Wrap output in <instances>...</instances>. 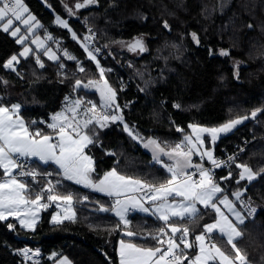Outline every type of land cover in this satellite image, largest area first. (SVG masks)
Returning a JSON list of instances; mask_svg holds the SVG:
<instances>
[{"label": "trees", "instance_id": "16d2710c", "mask_svg": "<svg viewBox=\"0 0 264 264\" xmlns=\"http://www.w3.org/2000/svg\"><path fill=\"white\" fill-rule=\"evenodd\" d=\"M23 4L41 25L33 37L49 36L51 40L43 49L34 48L32 38L19 43L18 36L3 31L0 25V96L7 104L19 103L8 89H21L35 105L23 107L20 114L28 123L37 120V125L43 126L74 97L83 98L84 106L92 99L99 100L97 92L77 87L76 81L101 80L102 76L73 38L77 32L85 41L78 20H69L72 31L57 23V18H67L63 0H23ZM90 10L93 17L81 16L88 19L100 42L114 56V60H98L103 77L116 93L115 105L123 120L137 127L145 138H157L163 147L173 149L191 133L189 125L217 127L247 117L232 133L207 147L218 157L235 144L250 141L231 170L217 169L216 174L232 194L241 193L240 199L253 201L256 216L240 227L242 236L234 242L235 247L222 237L215 236V242L233 257L238 249L244 264H264V0H233L225 13L219 11L218 0H97ZM142 36L148 37V51L141 57L111 47L116 41ZM25 48L31 52L21 56ZM46 50L56 59H49ZM12 56L19 61L8 69L5 64ZM234 60L241 66L235 67ZM80 62L83 71L78 70ZM128 78L133 79L132 84ZM137 85L141 90H135ZM174 104L179 105L178 110ZM171 116L181 126L178 133ZM84 131L93 140L85 148L93 159V182L113 169L157 187L171 179L165 167L127 133L122 123L100 127L93 122ZM237 165L250 168L254 178L248 180L244 173L245 179H240L244 170ZM2 173L0 170V176ZM74 209L73 220L58 224L51 222L53 210L45 211L33 230L22 228L14 220H0V264H23L16 252L24 245L42 250L40 264H52L47 257L53 253L67 256L72 264H119L121 239L146 248L157 245L155 236L165 241L160 244L164 247L167 237L160 230H168L169 224L189 229L186 239L191 247L182 244L177 249L186 257L182 264H190L197 253L195 237L215 220L208 210L200 211L193 223L173 219L167 224L152 215L132 212L125 223L110 203L99 197L77 203ZM125 232L136 236L127 237Z\"/></svg>", "mask_w": 264, "mask_h": 264}, {"label": "snow or ice", "instance_id": "6c2138e0", "mask_svg": "<svg viewBox=\"0 0 264 264\" xmlns=\"http://www.w3.org/2000/svg\"><path fill=\"white\" fill-rule=\"evenodd\" d=\"M94 2L95 0H85L84 4H77L76 7H84L86 4ZM25 13H28V9L23 4V0H0V22L6 21L3 23V31L8 32L14 21L22 22L31 30L36 18L30 13L25 18ZM57 23L65 28L68 27L67 22L59 18H57ZM35 26H39L38 22ZM164 26L168 27L166 23ZM19 32L20 29L15 28L11 32V35L17 36ZM73 38H75V33H73ZM24 39L25 37H19L18 42L23 43ZM49 39H51V37H49ZM32 42L37 44L38 47H43L42 42L38 38ZM130 48L132 50H145L143 41L140 39H137L134 44L130 45ZM29 51L30 49L25 48L24 52L20 55H26ZM97 51L99 50L97 49ZM45 54L49 55V59H56V56L51 54L50 50H46ZM223 54L226 55L227 53ZM88 55L91 59L95 60V56L91 52H89ZM14 61L18 62L17 56H12L5 64V67L13 68ZM37 62H39V57H37ZM40 66L43 67V64L41 63ZM80 70L83 71L84 69L81 68ZM100 72L101 76H103L104 69L101 68ZM89 83L92 84L94 82L90 81ZM76 86L80 87L81 81L77 80ZM87 86L88 85H85V87ZM99 90L104 108H111L115 104V91L107 85L106 81L103 86L99 87ZM81 103L82 101L76 100L65 112L57 113L52 117L53 122L48 124V128L52 129L56 137H58L55 143L52 142V135H42L40 131L34 133L29 132L24 121L18 115L20 108L19 104L12 105L11 110L7 107H0V168H3L4 174L10 177V179L0 183V220H5L9 215H15L21 226L28 227L30 225L26 223V219L20 217L19 213L24 211L34 217L35 214L31 206L47 207V205L39 204L42 198L40 195H37L36 198L31 201L25 198L24 191L26 186L12 176V170L19 167L16 160L13 158L14 155L20 157L38 156L45 162L53 161L55 164L59 165L63 170V174L68 179H74L77 183H84L87 186L96 188L98 191L107 192L109 195L117 197L128 192H138L147 188L151 195H147L146 198L153 202H160L157 204L155 211L160 214L159 219L165 221L166 224L170 217L183 219L187 216L189 218H194L198 212L196 207L197 204H201L205 208L210 206L219 213L220 210L217 205L213 203V200L216 194L220 193L222 189L213 182L212 176L207 169L203 168L201 165H193L192 156L194 153L200 154L201 158L206 155L208 160L214 165L220 166L217 161L213 159L211 151L201 152L198 146L203 144L200 133H210L214 141L217 133L229 131L236 124H239L241 119H247V117L233 120L220 128L207 129L189 125V127L193 129V132L196 133L195 137L186 136L183 145L177 144L168 152L161 148L157 141H148L145 147L153 146V152L155 154L154 159L160 162V154H163L173 161L171 165H164L167 171L171 173V179L159 185V187L155 185H146L139 180H133L130 177L122 176L118 174L115 169L106 173L103 179L99 180L98 183H93L89 177V173L94 171L93 161L91 157L84 153V149L92 144L93 140L84 129H87L93 122L99 124L100 127H104L105 122L109 120H122V116L97 115L96 105L92 104L91 107L86 110L85 115L87 118L82 121H77V109L80 107ZM177 107H179V105H177ZM88 113L92 115L87 116ZM256 114V111L252 112L253 117H255ZM124 128L126 131H129V135H132V132L128 129L126 124ZM237 166L244 170L240 174V179H245L244 173H247L248 180L254 178L255 174L250 168L245 165ZM189 168H196L198 170L200 177L198 181L193 180V175H195V173H188L187 169ZM21 175H32V173L22 172ZM48 190L51 191V188ZM235 195L237 199H239L241 193H236ZM169 197H172L173 200H175L176 197H180L181 200L180 202L169 203ZM48 199H62L70 203L72 197L70 195L63 197L50 195ZM219 202L227 205L230 211H234L233 205L227 198ZM115 204L116 207L114 211L121 220H124V214L128 211L129 205L133 208L138 207L145 212L149 211V209L144 208L135 197H129L127 200L117 199ZM22 205L25 207L22 208ZM234 214L237 220L243 223V218L240 213L235 212ZM53 219L55 221V217ZM125 223H127L126 220ZM9 227H12V225H9ZM168 227L173 234L181 232V243H183L185 247H191L186 239L189 232L187 227L180 229L170 224ZM214 230H218L221 234L227 233L229 243H231L234 235H240L236 227L221 213L220 220L205 226V234L195 237V240L198 242L199 254L195 256L190 264H208L209 260H214L217 256L220 257L222 264H233V261L214 244L206 246V236H210ZM160 231L164 235H167L164 229ZM127 235L132 236L134 234L129 232ZM153 239H156L158 244L162 245L165 243V241L159 237L154 236ZM232 246L235 247L234 244ZM178 247L179 245L173 238L167 240L166 249L161 247L142 248L134 243H124L121 241L120 264H181L182 256L177 255L174 251ZM236 252V259L241 261V264H244L245 258L240 255L238 249ZM183 258L186 259V257Z\"/></svg>", "mask_w": 264, "mask_h": 264}, {"label": "rangeland", "instance_id": "374dc122", "mask_svg": "<svg viewBox=\"0 0 264 264\" xmlns=\"http://www.w3.org/2000/svg\"><path fill=\"white\" fill-rule=\"evenodd\" d=\"M232 1L233 0H218V4H219V11L221 12V13H225L228 9H229V7L231 6V3H232ZM84 2H85V0H63V3H64V6H65V9H66V14H67V18L66 19H61V20H63V21H66L67 22V25H68V27L67 28H69L71 31H72V28L69 26V20L70 19H73V20H78V18L79 17H82L81 15L83 14V15H88V16H91V17H93V10H90V11H88L89 9H91V8H93V7H95L96 5H97V0H95V2L94 3H88V4H86V6H84V7H76V5L77 4H84ZM87 11V12H86ZM29 14V10H28V13H25V18L27 17V15ZM32 15V14H31ZM33 16V15H32ZM60 19V18H59ZM4 22H6V21H4ZM4 22H0V25H2L1 26V29L3 30V23ZM38 21H34L33 22V27L31 28V30H29V27L28 26H26V25H24L22 22H20V21H14L13 22V25H12V27L9 29V31H10V33L15 29V28H19L20 29V32L17 34V36L18 37H25V39L23 40V43H24V41H28L29 40V38H32L31 39V46L32 47H34V48H38V49H43V48H45L47 45H48V43H49V41L51 40V39H49V36H47V37H41V36H37V37H33L34 36V34L36 33V31L40 28V24H39V26L37 27V26H35L36 25V23H37ZM73 35V34H72ZM14 37H16V36H14ZM39 39L41 42H42V44H43V47H38L37 46V44H35V43H33L32 41L33 40H36V39ZM75 39L76 40H78L79 42H80V44L82 45V47H84V49H85V51L87 52V54L89 53V52H91L94 56H95V60H93L94 61V63L99 67V71H100V69L102 68V66H101V64H100V61L98 60V55H97V53L92 49V48H90L89 46H88V44L85 42V41H83V39H79L78 38V34H77V32H75ZM137 39H140V40H142L143 41V45H144V51H140L139 49H136V50H132L131 48H130V45H132V44H134L135 43V41L137 40ZM194 40L197 42V37L196 36H194ZM147 41H148V37L147 36H142V37H138V38H136V39H133V40H130V41H127V40H124V41H121V40H119V41H116V42H114L112 45H111V47L113 48V49H115V50H119V51H123V52H125V53H127V54H129L130 56H132V57H141L142 55H144L145 53H147V51H148V47H147ZM86 46V47H85ZM31 52V49H30V51L28 52V53H30ZM64 52V51H63ZM27 53V54H28ZM65 53V52H64ZM26 54V55H27ZM66 54V53H65ZM26 55H23V56H26ZM68 55V57L70 58H72V56H70L69 54H67ZM227 55V54H226ZM88 57H89V55H88ZM90 58V57H89ZM91 59V58H90ZM18 61H19V59H18ZM98 62V63H97ZM233 62H235L236 63V66L235 67H239V66H241V62L240 61H237V60H234ZM15 63H17L16 61H14L13 62V66H14V64ZM81 68H83L84 69V66L81 64V62L80 63H78V70L79 71H81L80 69ZM8 69H13V68H8ZM103 69V68H102ZM101 73V72H100ZM106 80H105V78L102 76V79L101 80H91V82H94V83H92V84H90L89 82H81V88H83V89H85L86 91H88V92H97L98 93V95H99V100H101V101H99V100H95V99H92V100H90V104L89 105H87V106H84L82 103H81V105H80V107L77 109V116H76V119H77V121H82V120H84V119H86L87 117H86V115H85V113H86V110L89 108V107H91V105L92 104H95L96 105V112H97V115H105V111H108L109 112V114H107L106 113V115H117V116H121V114H120V109H119V107H117V105H113L111 108H104V106H103V101H102V99H101V95H100V90H99V87L100 86H103L104 85V82H105ZM5 84H7V82L5 81ZM85 85H88L87 87H85ZM107 85H108V83H107ZM109 86V85H108ZM8 91H9V95L11 96V97H14L15 99H17L18 101H19V103L18 102H12V103H10V104H7V103H5V102H3V100H2V97L0 96V101H1V103H0V107H7V108H9L10 110L12 109V105H15V104H19L20 105V108H19V112H18V115H19V117L24 121V123H25V126L28 128V130H29V132H32V133H34V132H36V131H40L41 132V134L42 135H52L53 136V143H55V142H57V140H58V137H56V135H55V133L53 132V130L52 129H50V128H48V124H50V123H52L53 121H52V117L54 116V115H56L57 113H60V112H65L66 111V109L67 108H70L71 106H72V104H73V102L74 101H76V100H78L76 97H74L73 99H71V100H74V101H69V103L67 102L66 104H65V106L63 107V109L62 110H60V111H58L57 113H54V114H52L51 115V117H50V120H48V121H46V122H43V124L45 123V125H43V126H39V125H37L38 123H39V121H37V120H34V121H32V125L30 124V123H28V121L26 120L27 118H25V116L24 115H21L20 114V110H22V108L23 107H27V106H29V107H31V106H33V105H35V103L34 102H32V101H30L29 100V97H28V95L27 94H25V92H23L21 89H20V91L18 92V90H16V89H14V88H9L8 89ZM8 93V92H7ZM80 101H83V98L82 99H79ZM103 110V111H102ZM110 111H112V113H110ZM92 114L91 113H88L87 114V116H91ZM15 118V117H14ZM116 122H120V123H122V125L124 126L125 124L128 126V129L132 132V135H130L133 139H135L138 143H140L141 144V146H142V143L144 142V141H146V140H148L147 138H145L144 136H143V134L141 133V131L137 128V127H135V126H132V125H130V124H128V123H126L124 120H123V117H122V120H116V121H111V120H109V121H107V122H105V126H107V125H109L110 123H116ZM231 121H228V122H226V123H224V124H222V125H219V126H217V127H207V126H197V127H199V128H207V129H212V128H220V127H222L223 125H225V124H228V123H230ZM243 123V120L241 119V122L239 123V124H236L234 127H232L229 131H227V132H220V133H217V136H216V139L213 141L212 140V137H211V134L210 133H207V132H204V133H200V137H201V139L203 140V144L202 145H198L199 147H200V149H201V152H204V151H209L208 149H207V145L208 144H211V145H214L221 137H223V136H226V135H228V134H230V133H232L238 126H240L241 124ZM85 130V129H84ZM127 133L129 134V131H127ZM195 135H196V133H194L193 132V129H191V133L189 134V135H187V136H192L193 138L195 137ZM150 139V138H149ZM155 139H157V138H155ZM184 139H185V137H184ZM158 140V139H157ZM159 141V140H158ZM89 146V145H88ZM87 146V147H88ZM198 155H200V154H198ZM88 156V155H87ZM30 158H32V159H34L35 160V162H36V165L38 166V167H40L41 169H44V168H49V169H51V170H53V171H56V172H59V173H61L65 178H67L64 174H63V170L59 167V165H57V164H55L53 161H48V162H45V161H43V160H41L38 156H29ZM206 159H207V156L205 155L204 156ZM91 159H92V157H91ZM208 160V159H207ZM158 162V161H157ZM160 165H163V163H162V161L161 162H158ZM92 181V180H91ZM93 182V181H92ZM213 182H215L216 184H217V182L215 181V180H213ZM94 183V182H93ZM219 184V183H218ZM225 191L227 192V193H229V194H232L230 191H229V189L228 188H225ZM24 196H25V198H27L26 197V195L24 194ZM235 196V195H234ZM236 197V196H235ZM180 198V197H179ZM33 199H35V198H27V200H29V201H31V200H33ZM117 199H120V200H123V199H121L120 197H117L116 198V200ZM138 200V199H137ZM180 200H181V198H180ZM229 201L231 202V200L229 199ZM141 203V202H140ZM158 203H160L159 201H156V202H153V203H150V204H145V203H141L143 206H144V208H147V209H149V213H151V212H153L152 210H154L155 208H156V205L158 204ZM39 204L40 205H42L41 204V202L39 201ZM231 204H232V202H231ZM35 206V205H34ZM22 208L23 207H25V206H21ZM35 208H36V211L38 212V215L40 216V217H36V218H34L33 216H27L28 215V213L27 212H24V211H22L21 213H19V215H20V217L22 218V219H26V223H28L30 226H28V227H25V226H23V227H25V228H27V229H29V230H33V229H35V227H36V225H37V223L41 220V217L43 216V212L46 210L44 207H38V206H35ZM130 209H133V210H135V211H137L138 213H142V212H140V210H138L139 208L137 207V208H133V207H131V205H129V209H128V211L126 212V215L128 214V212H129V210ZM59 212V211H58ZM60 213V212H59ZM54 213L53 214V217H52V219H51V222L53 223V224H58V223H61V222H63L64 221V219L66 218L65 216H61L60 214H62V213ZM8 217V216H7ZM13 217H14V219L17 221V223L18 224H20V222H19V220L16 218V216L15 215H13ZM55 217V221H54V218ZM14 220V221H15ZM126 220V219H125ZM125 220H123L124 222H125ZM254 220V219H253ZM127 221V220H126ZM21 225V224H20ZM238 231V230H237ZM241 231V230H240ZM239 232V231H238ZM127 233L128 232H125L124 234L127 236ZM240 233V232H239ZM241 235H242V233H241ZM239 236H233V239L232 240H234V239H236V238H238ZM121 241H123L124 243H129V241H127L126 239H121ZM197 244H198V242H197ZM212 244H214L216 247H218L220 250H221V252H223L226 256H228L232 261H233V264H241V261H239V260H237L236 259V256L235 257H233V256H230L229 254H227L220 246H219V244L217 243V242H213ZM206 246H208V245H206ZM120 247H121V242H120V244L118 243V247H117V254H118V258H119V264H120ZM214 251V250H213ZM199 254V248H198V245H197V253H196V255H198ZM195 255V256H196ZM48 259V261H52V264H72L71 263V261H70V259L67 257V256H59L58 255V253H53V254H50L48 257H47ZM195 258V257H194ZM194 260V259H193ZM212 262H215L216 264H222V262H221V260H220V257L219 256H217L214 260H212ZM211 263V260H209L208 261V264H210ZM244 263H245V260H244Z\"/></svg>", "mask_w": 264, "mask_h": 264}, {"label": "built area", "instance_id": "2783aa9c", "mask_svg": "<svg viewBox=\"0 0 264 264\" xmlns=\"http://www.w3.org/2000/svg\"><path fill=\"white\" fill-rule=\"evenodd\" d=\"M78 23L85 35V39L87 38L86 43L88 44V46L92 48L97 53V55L104 61L114 60L112 52L100 42L97 31L88 21V19L85 17H79ZM97 49L99 51H97ZM119 66L123 70L126 68V65L122 66L119 64ZM127 82L129 84H132L133 79L128 78ZM135 90H141L140 86L137 85ZM174 105L175 110H178L179 107H177V104ZM171 123L174 127V130L178 133L181 130V126L174 122L173 116H171ZM179 144L183 145L184 141H181ZM249 145V140H243L242 143L235 144L232 149L227 151L225 154L215 158L214 160H216L220 166H216L213 163H207L204 157L201 158V156L198 155H194L192 163L193 165H201L203 168L207 169L210 175L212 176V179L217 181L218 178L215 172L217 168H224L226 170H230L234 166L236 160L246 152L247 147ZM14 159L16 160V163L19 165V167L15 168L14 174L12 176L26 185V190L30 197L36 198L37 195H40L42 197L40 201L43 205H47L46 208L56 209L60 206L63 201H65L62 199L49 200L48 197L50 195L61 197L70 195L72 197V203H84L88 202L92 197H103L109 199L111 204L113 206H116V198L113 196H107L96 192L86 185L73 183L67 178H65L61 173L53 171L49 168L41 169L36 165V163L32 159L20 156L14 157ZM22 172L32 173V175H21ZM188 173H195V175H193V180L198 181L200 179L199 172L196 168H190ZM8 179H10V177L0 176V183ZM49 188H51V191L48 190ZM147 195H151V193L148 192L147 188H144L143 190L138 192V196L142 200L146 202H151L146 198ZM234 203L236 204V206L242 209L247 220H253L255 218L256 209L253 201L250 198L235 199ZM60 211L62 212V210ZM190 222H194V218H191ZM164 232L167 233L165 229ZM162 235L164 234L162 233ZM164 236L167 237V240L169 238L175 239V242L178 245L183 244L181 243V237L176 234L167 233V235ZM206 240L208 245L212 244L214 242L213 234L211 233L210 236H206ZM166 248L167 245L163 249ZM174 251L177 255H181L178 249H175ZM18 256L24 264H38L43 259L42 251L31 245H25L20 248L18 251ZM184 261L185 258H183L182 256L181 264Z\"/></svg>", "mask_w": 264, "mask_h": 264}, {"label": "crops", "instance_id": "0c3cea01", "mask_svg": "<svg viewBox=\"0 0 264 264\" xmlns=\"http://www.w3.org/2000/svg\"><path fill=\"white\" fill-rule=\"evenodd\" d=\"M110 113H112V111H110ZM150 140H155V141H157L158 142V144L160 145V147L161 148H163L166 152H168V151H171L172 149H167V148H165V147H163L162 145H161V143H160V141H158L157 139H155V138H150V139H148V140H146V141H144L143 143H142V147L146 150V151H148L153 157H154V152H153V146H149V147H145V144L148 142V141H150ZM207 149H208V147H207ZM209 151H211L212 152V154H213V159L215 158V154H214V151L212 150V149H208ZM84 153H85V155H88L86 152H85V149H84ZM194 155H197V153L196 154H193V156H192V160H193V157H194ZM89 156V155H88ZM14 157H16L15 155H14ZM13 157V158H14ZM27 157H29V156H27ZM90 157V156H89ZM30 158V157H29ZM32 159V158H31ZM206 159V158H205ZM208 159V158H207ZM206 159V161H208V162H211L210 160H207ZM34 160V159H33ZM156 160V159H155ZM92 161H93V159H92ZM157 161V160H156ZM162 161V163H163V167H164V165L165 164H168V165H171L172 163H173V161L171 160V159H169L167 156H165V155H163V154H160V162ZM15 169V168H14ZM14 169L12 170V173L14 172ZM166 169V168H165ZM0 170L3 172L2 174H4V169L3 168H0ZM167 170V169H166ZM189 170H190V168L189 169H187V171L189 172ZM119 174V173H118ZM5 175V174H4ZM170 175H171V173H170ZM89 177H90V179H91V173H89ZM68 179V178H67ZM103 179V178H102ZM70 180V179H69ZM134 180V179H133ZM214 180V179H213ZM71 182H73V183H77L76 182V180H70ZM216 181V180H215ZM99 182V181H98ZM98 182H96V183H98ZM217 182V185L222 189V191L220 192V193H217L216 194V197L214 198V200H213V203H215L216 205H217V207L219 208V213L216 211V209H214V208H212V207H207V208H205L203 205H201V204H197V209H198V212H197V214L198 213H200V211H203V209H206V210H208V211H210V212H212V213H214V215H215V220L212 222V223H210V224H213V223H216L218 220H220V214L222 213L223 214V216H225V217H227V219L236 227V230H238L239 232H240V235H239V237L238 238H236V239H234V240H232L231 241V243H229V241H228V237H227V233H223V234H221L218 230H214L213 231V234H214V236H216V237H222V238H224L231 246L234 244V242L237 240V239H239L242 235H241V229H240V227L242 226V225H244L248 220H247V218H246V216H245V214H244V212L242 211V209H240L238 206H236L235 204H234V201H233V199H235V196L234 195H232V194H224V190H225V187H223V185L221 184V182L219 181V179L216 181ZM95 183V182H94ZM215 183V182H214ZM219 183V184H218ZM78 184H84V183H78ZM216 184V183H215ZM91 189L92 190H94V191H96V192H99V193H101V194H105V195H109L107 192H102V191H98L96 188H94V187H91ZM24 194L26 195V197L27 198H29V196H27V194H26V192L24 191ZM111 196H114V195H111ZM117 197V196H116ZM121 199H123V200H127L129 197H135L136 199H138L139 200V202H141V203H145V204H150V203H148V202H146V201H143L142 199H140L139 198V196L137 195V192H128V193H126V194H122L121 196H119ZM26 198V199H27ZM225 198H227V200L229 201V199L231 200V202H232V205H233V207H234V211H230L229 210V208L227 207V205H225V204H221L219 201H221V200H223V199H225ZM30 199V198H29ZM168 202L169 203H176V202H180V198L179 197H176L175 198V200H173V198L172 197H169L168 198ZM151 203H153V202H151ZM157 206V205H156ZM32 207V210H33V212H34V218H36V217H40L39 215H38V212L36 211V208H35V206L33 205V206H31ZM61 207L62 208H67L66 209V213L65 214H60L58 211H53V212H51L50 214H51V219H52V217H53V214L55 213H59L61 216H65L66 218L64 219V221H69V220H73L74 218H75V209H74V207H73V204L70 202H68V201H65L63 204H61ZM144 207V206H143ZM115 209V208H114ZM156 209V208H155ZM155 209L154 210H152L153 212H151V213H149V211H142L140 208L138 209V210H140V212H142V214H145V215H152V216H154L155 218H157V219H159V213H157L156 211H155ZM45 211H49V210H45ZM44 211V212H45ZM44 212H43V214H44ZM132 212H137V211H135V210H133V209H130L129 210V212H128V214L126 215V213L124 214V220L126 219L128 222H129V214L130 213H132ZM235 212H239L240 213V215H241V217L243 218V223H241L239 220H237V218H236V216H235ZM196 214V215H197ZM195 215V216H196ZM28 217L29 216H32L31 214H29L28 213V215H27ZM68 217H71V218H68ZM42 218V217H41ZM189 217H187V216H185V218H183V219H188ZM173 219H177V220H182V219H180V218H176V217H170L169 218V221L170 220H173ZM5 220H15L14 219V217H13V215H9ZM160 221H162V222H164L165 223V221H163V220H161V219H159ZM16 221V220H15ZM168 221V222H169ZM17 222V221H16ZM127 222V223H128ZM39 223V222H38ZM37 223V224H38ZM20 225V224H19ZM171 225H174V226H176V227H178V228H180V229H182V227L181 226H178V225H176V224H171ZM21 226V225H20ZM22 228H24V229H27V228H25V227H23V226H21ZM167 228H168V231L169 232H171V229L167 226ZM27 230H29V229H27ZM129 233V232H128ZM132 233V232H131ZM172 233V232H171ZM134 234V233H133ZM173 234V233H172ZM175 234H177V235H180L181 234V232H177V233H175ZM136 235L134 234V235H132V236H129V235H127V237H135ZM120 242L121 241H119V244H120ZM129 243H134V242H132V241H129ZM206 243V242H205ZM135 244V243H134ZM137 245V244H136ZM198 245V244H197ZM207 245V244H206ZM138 246V245H137ZM138 247H140V246H138ZM155 247H161V245L160 244H158L157 243V245L155 246ZM155 247H146V248H155ZM142 248H145V247H142ZM162 248V247H161ZM194 259V258H193ZM193 259L191 260V261H193ZM211 263H214V262H212V260H211Z\"/></svg>", "mask_w": 264, "mask_h": 264}]
</instances>
